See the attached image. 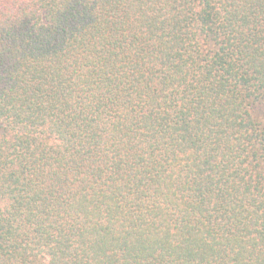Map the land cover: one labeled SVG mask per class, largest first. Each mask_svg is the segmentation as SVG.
<instances>
[{"label": "trees", "instance_id": "1", "mask_svg": "<svg viewBox=\"0 0 264 264\" xmlns=\"http://www.w3.org/2000/svg\"><path fill=\"white\" fill-rule=\"evenodd\" d=\"M0 264H264V0H0Z\"/></svg>", "mask_w": 264, "mask_h": 264}]
</instances>
